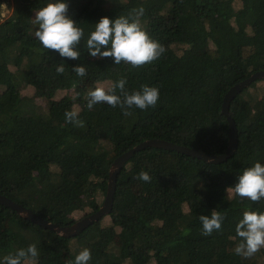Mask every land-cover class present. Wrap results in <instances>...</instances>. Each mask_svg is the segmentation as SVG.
<instances>
[{
    "label": "trees",
    "instance_id": "obj_1",
    "mask_svg": "<svg viewBox=\"0 0 264 264\" xmlns=\"http://www.w3.org/2000/svg\"><path fill=\"white\" fill-rule=\"evenodd\" d=\"M51 2L0 0V194L66 226L103 205L114 160L141 142L164 139L209 155L227 151L224 97L264 70V0H65L85 33L77 60L35 37V13ZM141 7L142 27L166 49L159 59L132 67L88 54L87 38L102 17L115 20ZM60 64L63 74L56 72ZM78 65L86 76L73 71ZM121 78L129 92L158 87L156 107L133 108L129 116L106 103L87 108V93L98 83ZM27 89L32 93L23 94ZM66 111L78 112L85 126L67 123ZM229 111L238 146L226 162L160 147L139 150L117 174L112 210L76 236L0 204V264L33 243L36 264H74L84 248L91 252L88 264H264V248L251 258L235 253L236 224L246 210L264 212V199L252 202L229 190L245 168L264 165V78L238 94ZM142 170L150 182L136 178ZM213 210L225 219L205 236L199 216Z\"/></svg>",
    "mask_w": 264,
    "mask_h": 264
},
{
    "label": "clouds",
    "instance_id": "obj_2",
    "mask_svg": "<svg viewBox=\"0 0 264 264\" xmlns=\"http://www.w3.org/2000/svg\"><path fill=\"white\" fill-rule=\"evenodd\" d=\"M68 4L65 0H54L35 13V37L47 50L58 52L62 58L77 60L80 58V45L85 33L83 28L68 15ZM144 13L143 7L134 9L128 16H119L115 20L102 17L95 29L87 38L88 54L94 58H113L114 64L121 62L132 67H141L159 59L166 51L165 47L153 40L142 27L139 17ZM103 49V50H102ZM73 71L80 77L87 75L83 65L73 67ZM58 74L65 72V67L60 64L56 67ZM126 78L112 82L107 88L97 86L87 93V108L93 109L94 105L106 103L109 106L119 107L125 116L132 115L130 109L138 108L147 110L155 108L160 99L158 87L144 85L138 91L126 90ZM119 90V94H117ZM65 120L77 127H84V121L79 119L78 112L66 111ZM137 179L150 182L148 172L141 171ZM229 190L240 198H248L252 202L264 199V165L260 162L245 168L238 177V182ZM225 216L216 210L211 215H201L205 236L219 231ZM236 235L241 242L235 247V253L243 258H251L261 248H264V212L246 210L243 218L236 224ZM39 251L36 244L21 248L13 254L3 258L2 264H36ZM91 252L84 248L75 256L74 264H88Z\"/></svg>",
    "mask_w": 264,
    "mask_h": 264
},
{
    "label": "water",
    "instance_id": "obj_3",
    "mask_svg": "<svg viewBox=\"0 0 264 264\" xmlns=\"http://www.w3.org/2000/svg\"><path fill=\"white\" fill-rule=\"evenodd\" d=\"M262 78H264V70L255 72L250 77L232 86L229 89V91L226 93L223 101L222 112L226 115L229 121L230 141H229V147L224 154L209 155L199 151L198 149L181 146L164 139H150L141 142L140 144L134 146L132 149L123 153L114 160L109 172L107 193L103 205L97 211L87 216H84L83 218L77 220L76 222L66 226H61L57 223H52L49 220H46L43 217L37 215L33 210L25 207L24 205L2 194H0V204L15 210L23 218L30 220L31 222L40 225L45 229H50L52 231H55L59 235H63L65 237L76 236L79 233H81L85 228H87L89 225L97 222L104 215L108 214L112 210L115 190H116L117 174L124 166V164L137 151L147 147H160L164 149L177 150L182 153L201 158L207 162L216 163V164L226 162L230 157H232L238 146V136H237L236 124L233 118L230 116V111H229L230 103L238 94H240L244 89L248 88L254 81Z\"/></svg>",
    "mask_w": 264,
    "mask_h": 264
},
{
    "label": "rangeland",
    "instance_id": "obj_4",
    "mask_svg": "<svg viewBox=\"0 0 264 264\" xmlns=\"http://www.w3.org/2000/svg\"><path fill=\"white\" fill-rule=\"evenodd\" d=\"M7 6H8V3L6 2V3H4V9H3V15L5 16V15H7L8 14V8H7ZM111 85V83H109V82H100V83H98L97 84V86H104L105 88H107V87H109ZM23 94H27V93H32L30 90H23V92H22ZM66 91H64V92H61L60 94H56V96L54 97V99H60V98H62L64 95H66ZM70 92H68V94H69ZM36 100H37V103H38V105L40 106V107H42V108H47V105H48V100L46 99V98H44V97H42V96H38V98H36ZM77 218H78V214H77Z\"/></svg>",
    "mask_w": 264,
    "mask_h": 264
}]
</instances>
